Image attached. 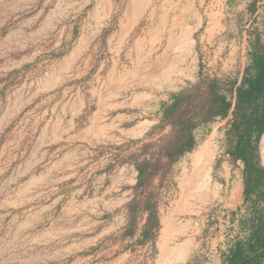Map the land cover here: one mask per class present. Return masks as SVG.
I'll return each mask as SVG.
<instances>
[{"label": "crops", "instance_id": "crops-1", "mask_svg": "<svg viewBox=\"0 0 264 264\" xmlns=\"http://www.w3.org/2000/svg\"><path fill=\"white\" fill-rule=\"evenodd\" d=\"M84 5L79 12L33 14L35 26L20 29L12 48L29 53L20 64L41 69L21 83L19 121L5 125L19 140L27 133L30 143L29 158L20 162L32 164L26 188L38 201L37 247L44 264H186L192 240L169 246L167 201L156 202L146 185H137L131 155L160 124L168 95L194 81L201 65L240 63L242 70L249 31L264 28V0ZM167 15L186 31L167 28ZM216 151L207 142L198 147L201 178L209 180L203 168ZM229 178L227 171L223 182ZM199 180L196 174L192 185ZM211 256L204 264H221L218 250Z\"/></svg>", "mask_w": 264, "mask_h": 264}, {"label": "rangeland", "instance_id": "rangeland-1", "mask_svg": "<svg viewBox=\"0 0 264 264\" xmlns=\"http://www.w3.org/2000/svg\"><path fill=\"white\" fill-rule=\"evenodd\" d=\"M84 3L85 0H0V264H44L42 247H37L35 236L38 201L34 193H27L33 190L26 188L27 168L32 164L20 162L29 158L30 143L27 133L23 140H19L10 132H5L7 123L19 121L22 116L20 108L26 100H20L21 83L39 76L41 69L29 67L26 62L20 64L21 57L29 53L12 48L20 41V29L35 26V20L30 19L33 14L79 12L85 10ZM123 6L120 4L119 9L122 10ZM146 20V17L141 18L142 23ZM167 28L185 27L167 15ZM239 65L228 62L226 66L220 63L214 66L203 64L199 68L208 74H233ZM194 81H188L185 86ZM230 118V115L217 118L196 128V147L183 154L166 172L159 171L150 177L147 183L150 196L156 202L167 201V218L173 223L171 236L170 230H167V236L171 238L169 246L189 238L193 242L191 257L186 264H204L212 258L215 250L220 252L226 247L225 233L231 224L232 211L242 203L240 169L232 167L227 160H220ZM23 123H28L26 116ZM32 123H35V118ZM169 129L168 124L156 126L147 137L149 141H154L147 155L157 149L158 138L166 135ZM203 142L217 148L211 162L203 168V173L210 170L209 180L201 178L203 175L199 169L201 164L197 150ZM214 162L215 173L212 171ZM227 171L230 174L228 184L223 182ZM196 174L200 176L198 187L192 185ZM235 189L236 196L233 194ZM168 219L167 227L170 225ZM178 256L176 260L181 261Z\"/></svg>", "mask_w": 264, "mask_h": 264}, {"label": "trees", "instance_id": "trees-1", "mask_svg": "<svg viewBox=\"0 0 264 264\" xmlns=\"http://www.w3.org/2000/svg\"><path fill=\"white\" fill-rule=\"evenodd\" d=\"M162 108L160 124L170 126L168 133L158 138L155 151L147 155L154 141H146L131 155L138 171L137 185L147 186L150 177L166 172L193 150L198 144L196 128L230 115L220 160L240 169L242 203L232 211L221 264H264V28L249 31L247 60L241 71L208 74L199 68L196 80L172 92ZM145 208L155 212L150 202Z\"/></svg>", "mask_w": 264, "mask_h": 264}, {"label": "bare ground", "instance_id": "bare-ground-1", "mask_svg": "<svg viewBox=\"0 0 264 264\" xmlns=\"http://www.w3.org/2000/svg\"><path fill=\"white\" fill-rule=\"evenodd\" d=\"M132 1V0H131ZM136 15V14H135ZM264 134V133H263ZM263 136V135H262ZM261 139H262V137H261ZM260 143H261V141H260ZM259 150H260V144H259ZM260 156H261V153H260ZM262 159H263V157L261 158V162H262ZM263 165V164H262Z\"/></svg>", "mask_w": 264, "mask_h": 264}, {"label": "water", "instance_id": "water-1", "mask_svg": "<svg viewBox=\"0 0 264 264\" xmlns=\"http://www.w3.org/2000/svg\"><path fill=\"white\" fill-rule=\"evenodd\" d=\"M262 134H263V133H262ZM262 134H261V135H262ZM260 138H261V137H260Z\"/></svg>", "mask_w": 264, "mask_h": 264}]
</instances>
